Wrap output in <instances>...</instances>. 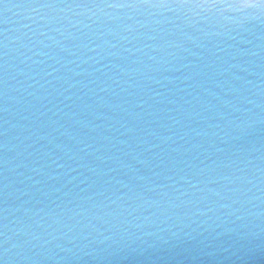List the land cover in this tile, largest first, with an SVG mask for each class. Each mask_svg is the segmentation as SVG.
Returning a JSON list of instances; mask_svg holds the SVG:
<instances>
[{"label":"clouds","instance_id":"1","mask_svg":"<svg viewBox=\"0 0 264 264\" xmlns=\"http://www.w3.org/2000/svg\"><path fill=\"white\" fill-rule=\"evenodd\" d=\"M0 5V264H264V0Z\"/></svg>","mask_w":264,"mask_h":264},{"label":"water","instance_id":"2","mask_svg":"<svg viewBox=\"0 0 264 264\" xmlns=\"http://www.w3.org/2000/svg\"><path fill=\"white\" fill-rule=\"evenodd\" d=\"M6 3L10 4H20L25 2V0H4ZM23 10L10 9L7 14L3 12L2 5H0V32L7 29L10 36L19 35L20 32L17 31L21 28L22 24L26 23L21 16L23 15ZM171 15V14H168ZM7 19V23H5ZM228 43L233 45L232 49L229 51H239L242 55L237 56L233 63L241 64L247 71H240L233 69V73L243 77L245 80L252 81L254 85H261L264 88V29L258 30L252 33H242L237 37L235 41H228ZM253 53H256L253 55ZM234 84L238 82L233 81ZM251 88V86H249ZM255 91L254 88H251ZM264 100V97H261ZM259 138L264 141V132L259 134ZM185 264H192L191 261H185ZM205 264H214L211 261H205Z\"/></svg>","mask_w":264,"mask_h":264}]
</instances>
